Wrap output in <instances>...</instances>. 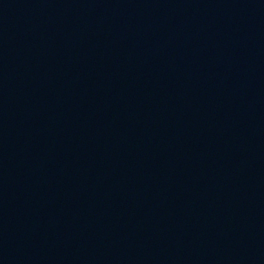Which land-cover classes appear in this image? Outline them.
<instances>
[{
  "label": "water",
  "instance_id": "water-1",
  "mask_svg": "<svg viewBox=\"0 0 264 264\" xmlns=\"http://www.w3.org/2000/svg\"><path fill=\"white\" fill-rule=\"evenodd\" d=\"M0 264H264V0H0Z\"/></svg>",
  "mask_w": 264,
  "mask_h": 264
}]
</instances>
